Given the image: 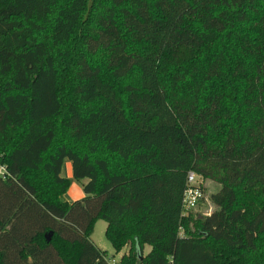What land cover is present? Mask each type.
Instances as JSON below:
<instances>
[{"label": "trees", "instance_id": "1", "mask_svg": "<svg viewBox=\"0 0 264 264\" xmlns=\"http://www.w3.org/2000/svg\"><path fill=\"white\" fill-rule=\"evenodd\" d=\"M0 162V264H264V0H0Z\"/></svg>", "mask_w": 264, "mask_h": 264}, {"label": "rangeland", "instance_id": "2", "mask_svg": "<svg viewBox=\"0 0 264 264\" xmlns=\"http://www.w3.org/2000/svg\"><path fill=\"white\" fill-rule=\"evenodd\" d=\"M67 165L69 170L71 171V162L68 158H65L62 164L61 173L66 175ZM88 180L87 177L75 178L70 174V184L67 191L63 194L64 199L71 201L70 199H75L82 197L84 195L83 184ZM203 188V197L198 201V204L189 211L194 215L197 214H206L211 211L215 205L211 200V193L215 192L219 188V183L211 180L209 178L204 179L202 183ZM106 221L102 218L96 219L93 230L91 232V239L93 242L101 249L106 250L108 253V260L110 262H114L118 264V261L123 253H127L130 248V243L124 245L120 250H115L111 245L110 241L107 239L105 235ZM150 249V246L146 244L144 246V253Z\"/></svg>", "mask_w": 264, "mask_h": 264}, {"label": "built area", "instance_id": "3", "mask_svg": "<svg viewBox=\"0 0 264 264\" xmlns=\"http://www.w3.org/2000/svg\"><path fill=\"white\" fill-rule=\"evenodd\" d=\"M6 175V165L0 162V176L5 177ZM203 180L204 178L194 170L188 171L186 186L183 190L182 196V207L185 214L188 213L190 209H193L198 204V201L203 197ZM110 263L115 264V261Z\"/></svg>", "mask_w": 264, "mask_h": 264}, {"label": "crops", "instance_id": "4", "mask_svg": "<svg viewBox=\"0 0 264 264\" xmlns=\"http://www.w3.org/2000/svg\"><path fill=\"white\" fill-rule=\"evenodd\" d=\"M67 171H66V175H64V176H67V177H69L70 178V174L72 173V170L70 171L69 170V168H68V165H67ZM62 174V173H61ZM63 175V174H62ZM63 198H64V195L62 196ZM70 200H72V199H70ZM69 201V200H68Z\"/></svg>", "mask_w": 264, "mask_h": 264}]
</instances>
